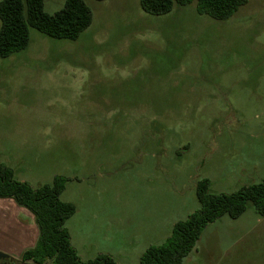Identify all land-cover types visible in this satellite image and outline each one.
Returning <instances> with one entry per match:
<instances>
[{
  "label": "rangeland",
  "instance_id": "374dc122",
  "mask_svg": "<svg viewBox=\"0 0 264 264\" xmlns=\"http://www.w3.org/2000/svg\"><path fill=\"white\" fill-rule=\"evenodd\" d=\"M82 1L93 21L77 40L30 29L0 58V167L33 188L68 178L83 258L140 264L200 210V181L217 194L264 181V0L227 21L195 3L155 16L139 0ZM183 264H264V218L223 216Z\"/></svg>",
  "mask_w": 264,
  "mask_h": 264
},
{
  "label": "trees",
  "instance_id": "16d2710c",
  "mask_svg": "<svg viewBox=\"0 0 264 264\" xmlns=\"http://www.w3.org/2000/svg\"><path fill=\"white\" fill-rule=\"evenodd\" d=\"M104 1V0H98ZM142 10L151 15L171 13L176 6L196 4L200 15L217 21L229 20L246 0H139ZM93 21L89 7L82 0H67L64 8L49 15L44 0H2L0 2V58L25 50L30 42V29L56 40H77ZM69 179L56 176L52 183L33 188L14 178V172L0 167V199L13 200L35 218L39 231L35 247L24 251L14 264H118L108 255L82 261L72 246L66 223L76 213L74 204L63 202L61 195ZM197 197L201 208L186 221L174 225L167 242L149 248L140 264H183L193 251L202 232L228 216L236 220L251 206L264 218V181L243 187L231 194L212 192L208 180L197 184Z\"/></svg>",
  "mask_w": 264,
  "mask_h": 264
},
{
  "label": "crops",
  "instance_id": "0c3cea01",
  "mask_svg": "<svg viewBox=\"0 0 264 264\" xmlns=\"http://www.w3.org/2000/svg\"><path fill=\"white\" fill-rule=\"evenodd\" d=\"M35 225H36L35 218L29 211H27L22 207H19L13 200L11 201L10 199H1L0 251L3 253H7L11 258L18 259L24 251L35 247L39 237V231ZM69 234L71 237L72 246L74 247V249L77 252V255L82 261H90L96 259V258H92V259L88 258L89 256H86L87 259L83 258L85 256L79 253V249L85 252V248L82 247L78 248L74 246L73 236L70 233V231ZM12 239L15 241V243H13L15 244L14 247H11L13 245L10 242ZM143 251L144 252L142 253L144 254L147 251V248ZM143 254L140 257H142ZM103 255H108L111 258H113L115 261H117L116 258L113 257L108 252H99L97 257Z\"/></svg>",
  "mask_w": 264,
  "mask_h": 264
},
{
  "label": "water",
  "instance_id": "95a60500",
  "mask_svg": "<svg viewBox=\"0 0 264 264\" xmlns=\"http://www.w3.org/2000/svg\"><path fill=\"white\" fill-rule=\"evenodd\" d=\"M11 257L3 252L0 251V262L1 261H4V260H8L10 259Z\"/></svg>",
  "mask_w": 264,
  "mask_h": 264
},
{
  "label": "flooded vegetation",
  "instance_id": "af4514ba",
  "mask_svg": "<svg viewBox=\"0 0 264 264\" xmlns=\"http://www.w3.org/2000/svg\"><path fill=\"white\" fill-rule=\"evenodd\" d=\"M0 264H14L11 259L1 261Z\"/></svg>",
  "mask_w": 264,
  "mask_h": 264
}]
</instances>
